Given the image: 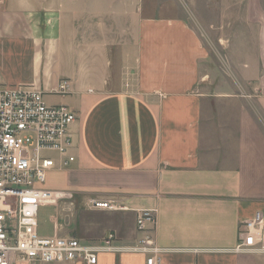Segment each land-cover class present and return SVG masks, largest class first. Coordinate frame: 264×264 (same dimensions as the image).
Returning <instances> with one entry per match:
<instances>
[{
    "label": "crops",
    "instance_id": "obj_1",
    "mask_svg": "<svg viewBox=\"0 0 264 264\" xmlns=\"http://www.w3.org/2000/svg\"><path fill=\"white\" fill-rule=\"evenodd\" d=\"M216 7L208 28L223 54L204 45L201 19L143 17L140 0H2L0 86H32L76 116L74 160L56 154L48 176L72 194L63 208L83 206L78 239L115 232L131 245L137 212L153 210L157 264H264L231 252L239 225L264 219V0ZM212 54L236 62L233 76L205 68ZM92 198L125 209L90 211Z\"/></svg>",
    "mask_w": 264,
    "mask_h": 264
},
{
    "label": "built area",
    "instance_id": "obj_2",
    "mask_svg": "<svg viewBox=\"0 0 264 264\" xmlns=\"http://www.w3.org/2000/svg\"><path fill=\"white\" fill-rule=\"evenodd\" d=\"M2 0H0L1 5ZM62 81L56 94H64ZM75 114L66 106H48L41 91L32 86H0V264H98L102 256L133 255L145 264L159 263L161 249L152 230L153 210L137 212L136 232L143 235L124 244L115 232L98 241H83L69 235L39 237L38 209L65 201V192L43 189L47 174L56 167L58 154L66 167L72 141L69 128ZM70 196V201L72 194ZM90 211H123L113 200L89 199ZM56 230L55 218H52ZM235 254L261 256L264 260V219L261 213L239 225Z\"/></svg>",
    "mask_w": 264,
    "mask_h": 264
},
{
    "label": "rangeland",
    "instance_id": "obj_3",
    "mask_svg": "<svg viewBox=\"0 0 264 264\" xmlns=\"http://www.w3.org/2000/svg\"><path fill=\"white\" fill-rule=\"evenodd\" d=\"M219 0H140V6L142 8L143 17H153V18H171L178 17L189 22L191 26H194L196 19H201L202 24H207V28L203 29L202 41L204 45L213 53V51H218L220 54L222 51L217 43L216 31L209 29L208 25L212 19L218 16L216 14V5H218ZM212 11V12H210ZM241 15V14H237ZM230 31L239 32L240 26H232ZM223 46V45H222ZM223 48V47H221ZM225 50V49H224ZM214 56V54H212ZM217 59V60H216ZM218 57L213 60L206 62L205 68L208 70H227L228 73L232 75L233 65L236 62H229L221 60ZM222 73V72H221ZM220 73V74H221ZM225 73V72H224ZM234 74V73H233ZM223 75V74H222ZM233 76V75H232ZM224 78V75H223ZM222 78V79H223ZM221 79V80H222ZM232 81L235 82L234 77H231ZM230 79V80H231ZM46 101L53 100L54 97L46 96ZM44 98V99H45ZM51 158L55 159L57 157L54 153L47 154ZM63 182V177L60 175H50L46 178L45 184L42 186L43 189L55 191ZM67 201H61L57 206L41 205L38 209V231L39 237H53L54 235H69L78 238V230L82 226V218L85 215V211L82 205L76 206V210L67 211L66 208L62 207L63 203ZM62 208V209H61ZM51 216H53L58 221L59 232L56 230L54 224L51 221Z\"/></svg>",
    "mask_w": 264,
    "mask_h": 264
},
{
    "label": "bare ground",
    "instance_id": "obj_4",
    "mask_svg": "<svg viewBox=\"0 0 264 264\" xmlns=\"http://www.w3.org/2000/svg\"><path fill=\"white\" fill-rule=\"evenodd\" d=\"M67 198H70V196L68 194H66V198L65 199H67Z\"/></svg>",
    "mask_w": 264,
    "mask_h": 264
}]
</instances>
